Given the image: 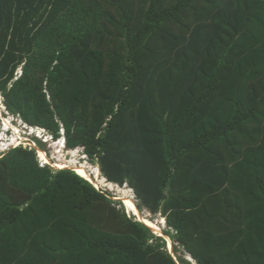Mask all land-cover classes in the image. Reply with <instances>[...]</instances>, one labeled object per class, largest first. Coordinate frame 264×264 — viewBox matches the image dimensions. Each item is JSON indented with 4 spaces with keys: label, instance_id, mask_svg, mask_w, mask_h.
<instances>
[{
    "label": "trees",
    "instance_id": "trees-1",
    "mask_svg": "<svg viewBox=\"0 0 264 264\" xmlns=\"http://www.w3.org/2000/svg\"><path fill=\"white\" fill-rule=\"evenodd\" d=\"M0 97L127 185L175 255L18 146L0 157V264H264V0H0Z\"/></svg>",
    "mask_w": 264,
    "mask_h": 264
},
{
    "label": "rangeland",
    "instance_id": "rangeland-1",
    "mask_svg": "<svg viewBox=\"0 0 264 264\" xmlns=\"http://www.w3.org/2000/svg\"><path fill=\"white\" fill-rule=\"evenodd\" d=\"M0 114L2 115V116H0V124H3L1 121H2V119H4V120H9L10 122L11 121H13V122H11L12 123V125H11V127L10 126H8V125H5L6 127L5 128H10L8 131H9V133H5V134H2L1 135V137L3 138V137H5V135H9L10 134V132L12 133V134H15L16 132H18V131H20V133H22V130H23V126H21L20 125V121L18 120V118H11V116L10 117H7V116H9V115H7V113H6V110H5V108H4V106H3V102H2V98L0 97ZM2 117V118H1ZM3 120V121H4ZM13 127H15L16 128V132L14 131V129H13ZM1 130H3V128L1 127V125H0V131ZM27 131V130H26ZM31 133L33 134V136H36V134H37V132L36 131H31ZM38 134H39V132H38ZM60 134L62 135L61 136V138H60V140H51V138L49 139V136H47V138H48V140H51L49 143H48V146H46L45 144H42V145H40V142L39 141H37V144H38V151H41V150H45L49 155H50V158H51V162L53 163V164H57V165H59L58 167H57V169L58 170H60V169H67V170H73L74 171V169H73V167H72V165L70 164V162L72 161V160H75V161H78V162H81V163H87L89 166H92V167H97V166H95V165H91L88 161H87V158H86V156H84L83 155V153H82V148H77V149H74V150H69V149H67L66 147H65V144H63V141H65L64 139H63V136H64V132H63V130H61L60 131ZM39 135H41V136H44V135H48L46 132H44V133H42V134H39ZM53 139V138H52ZM55 141V142H54ZM65 143V142H64ZM72 151H74L75 153V156H73V153H71ZM37 152V151H36ZM71 160V161H70ZM62 166V167H61ZM66 166H68V167H66ZM98 168V167H97ZM75 172V171H74ZM99 173H100V171H99ZM100 176H101V173H100ZM102 177V176H101ZM103 178V177H102ZM89 180V179H88ZM105 180V179H104ZM94 186H95V188H97V189H100V190H102L103 192H107V193H110V195H111V197L114 199V200H117V199H121V200H119V201H121L122 202V204H123V206H124V208H125V211H126V213L128 214V215H130V216H135V214H133V213H131V212H129V210L128 209H126V207H125V205H124V201L122 200V197L120 196V194L117 192V190H109L104 184H101L99 181H97L96 179H93L92 181L91 180H89ZM94 182V183H93ZM98 184V185H97ZM116 186H118V185H116ZM118 187H120V186H118ZM122 187H127L126 185H124V186H122ZM122 187H120V188H122ZM130 189V188H129ZM131 190V189H130ZM132 191V190H131ZM132 194H133V198H134V201H135V204H136V206H137V202H136V199H135V195H134V193L132 192ZM140 213H141V215L142 214H146L147 215V217H149V219H150V221L151 222H153V223H155L160 229H162L161 230V234H159V233H157L156 231H154L153 230V232L155 233V234H157L158 236H162V237H164V238H166V236L163 234V232L162 231H165V230H167L166 229V227H165V222H164V219H162L161 218V216L159 215V214H157V215H153V214H151V213H149L147 210H142V211H139ZM136 217V219L138 220V221H141L140 219H139V217H137V216H135ZM155 221V222H154ZM161 223V224H160ZM164 225V226H163ZM167 241V249H168V251L169 252H172V254H173V245H172V242L169 240H166ZM178 256H182L183 258H185L186 260H191L190 258H189V256H187V255H182L181 253H178L177 254ZM173 256H175L174 254H173ZM175 258V257H174ZM191 262V261H190ZM191 264H192V262H191ZM193 264H195V263H193Z\"/></svg>",
    "mask_w": 264,
    "mask_h": 264
},
{
    "label": "built area",
    "instance_id": "built-area-1",
    "mask_svg": "<svg viewBox=\"0 0 264 264\" xmlns=\"http://www.w3.org/2000/svg\"><path fill=\"white\" fill-rule=\"evenodd\" d=\"M6 113H7V115H9L7 117L11 116V118L12 117L14 118V116L10 115L7 111H6ZM0 116H2V115L0 114ZM15 118H18V117H15ZM3 120L4 119H2V121H1L3 124H0L1 127L3 128V130L0 131V157L2 156L3 153H5L6 151H8L11 148H15V147H18V146H23L24 148H28L29 150H33L34 149L35 151H37L36 152L37 161H38L40 167H44L46 165H49V166L53 167L54 169H57L58 165L57 164H53L51 162L50 155L45 150H41V151L44 154L46 159L43 158L40 155V153L38 151L39 150L38 149L39 146L37 144V140L34 138V136L31 133V131L32 132L36 131L37 132L36 136L40 138V145L45 144L46 146H48V143L52 140V135L50 133H48L46 130H44L42 128L31 127V126L23 123L21 121V119L18 118V120L20 121V125L23 126L22 133H20V131H18L15 134H12L10 132L9 135H5V137L2 138L1 135L5 134V133H9L8 130L10 129V128H5L6 126H5ZM11 122H13V121H11ZM11 122H10V124L12 125ZM38 132H39V134H42V133L46 132L48 135L41 136V135L38 134ZM47 136H49V139L51 138V140H48ZM63 144H64V141H63Z\"/></svg>",
    "mask_w": 264,
    "mask_h": 264
},
{
    "label": "bare ground",
    "instance_id": "bare-ground-1",
    "mask_svg": "<svg viewBox=\"0 0 264 264\" xmlns=\"http://www.w3.org/2000/svg\"><path fill=\"white\" fill-rule=\"evenodd\" d=\"M4 124L11 126L10 121L4 120ZM14 131L16 132V128L13 127ZM40 155L45 158L44 154L42 153V151H39ZM71 153H73V156H75V152L72 151ZM46 159V158H45ZM71 161V160H70ZM70 164L72 165L74 171L79 174L80 176L89 179V180H93L96 179L97 181H99L101 184H104L109 190H117V192L120 194V196L122 197V200L124 201V205L126 207V209L129 210V212L135 214V216L139 217V219L145 223L147 226H149L150 228H152L154 231H156L157 233L161 234V230L155 223L151 222L149 217H147V215L144 213L141 215V213L139 212L134 198H133V194L132 191L128 188V187H118L115 184H111L108 183L106 180H104V178H102L100 176L99 173V169L97 167H92L89 166L87 163H81L75 160H72L70 162ZM59 166V165H58ZM57 166V167H58ZM60 167V166H59ZM58 167V168H59ZM62 167V166H61ZM68 167V166H66ZM94 183V182H93ZM98 185V184H97ZM155 222V221H154ZM161 224V223H160ZM164 226V225H163ZM163 232V231H162ZM168 240V239H167ZM169 241V240H168ZM192 262V264L194 263L192 260H190Z\"/></svg>",
    "mask_w": 264,
    "mask_h": 264
},
{
    "label": "clouds",
    "instance_id": "clouds-1",
    "mask_svg": "<svg viewBox=\"0 0 264 264\" xmlns=\"http://www.w3.org/2000/svg\"><path fill=\"white\" fill-rule=\"evenodd\" d=\"M31 127H33V126H31ZM38 128H40V127H38ZM43 129V128H42ZM45 130V129H44ZM49 133V132H48ZM34 138L37 140V141H39L40 142V138L39 137H37V136H34ZM64 139V138H63ZM52 140H54V139H52ZM57 140H60V139H57ZM56 140V141H57ZM55 142V141H54ZM65 142V141H64ZM65 144V143H64ZM76 173V172H75ZM77 174V173H76ZM77 175H79V174H77ZM80 176V175H79ZM82 177V176H81ZM84 178V177H83ZM86 179V178H85ZM86 180H88V179H86ZM89 181V180H88ZM112 184V183H111Z\"/></svg>",
    "mask_w": 264,
    "mask_h": 264
},
{
    "label": "water",
    "instance_id": "water-1",
    "mask_svg": "<svg viewBox=\"0 0 264 264\" xmlns=\"http://www.w3.org/2000/svg\"><path fill=\"white\" fill-rule=\"evenodd\" d=\"M127 186V185H126ZM117 200H121V199H117ZM140 222H142V221H140ZM143 223V222H142ZM145 224V223H144ZM146 225V224H145ZM149 227V226H148ZM150 228V227H149ZM152 231H153V229L152 228H150ZM166 240L168 239L169 240V238L168 237H166L165 238ZM170 254H172V252H170ZM173 255V254H172ZM190 258V257H189ZM175 259V258H174ZM191 259V258H190ZM192 260V259H191ZM188 261H190V260H188Z\"/></svg>",
    "mask_w": 264,
    "mask_h": 264
}]
</instances>
